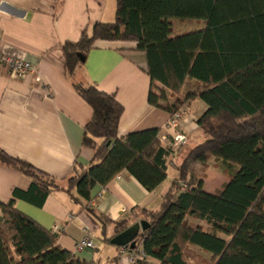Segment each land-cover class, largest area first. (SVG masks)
I'll use <instances>...</instances> for the list:
<instances>
[{"label": "trees", "instance_id": "trees-1", "mask_svg": "<svg viewBox=\"0 0 264 264\" xmlns=\"http://www.w3.org/2000/svg\"><path fill=\"white\" fill-rule=\"evenodd\" d=\"M173 20L203 21L206 27L175 35ZM97 41L132 43L145 53L147 101L170 116L182 102L169 105L165 90L175 95L186 81L195 82L185 99L199 97L207 105L197 121L205 141L180 164L172 160L171 147L162 145L158 129L118 137L123 108L115 96L77 81ZM63 53L67 77L92 110L82 146L93 158L87 166L74 164L63 185L0 150V164L30 180L26 191L16 188L0 203V264H93L62 249L56 233L18 211L16 200L41 208L50 194L74 191L71 198L101 223L102 239L109 243L133 222L96 214L90 209L92 189L126 171L151 192L166 179L168 167L177 179L160 208L138 211L149 227L128 252L141 247L146 260L139 264H149V258L159 264H205L191 247L211 256L207 264H264V0H115L114 21L93 23L78 41L66 42ZM211 159L229 179L215 193L203 189ZM108 225L114 227L109 237Z\"/></svg>", "mask_w": 264, "mask_h": 264}, {"label": "crops", "instance_id": "crops-1", "mask_svg": "<svg viewBox=\"0 0 264 264\" xmlns=\"http://www.w3.org/2000/svg\"><path fill=\"white\" fill-rule=\"evenodd\" d=\"M114 16L115 0H0L1 52L24 60L35 69L32 74L15 78L0 65V150L60 182L71 176L74 164L87 166L91 162L93 151L82 146V139L92 110L66 75L63 46L78 41L95 22H113ZM205 27L203 21H172L175 35ZM76 78L115 96L123 108L118 137L158 129L165 137L162 145L171 147V158L176 164L205 141L197 121L207 105L199 97L185 99L195 82L186 81L175 95L165 90L169 105L175 100L182 102L178 109L181 119L176 127H170V114L147 101L151 82L146 56L136 51L132 43L97 41ZM209 169L210 166L203 189L215 193L229 179L223 172H208ZM176 179L177 171L168 167L166 179L148 192L123 171L104 188L92 189L90 209L111 222L130 218L134 224L142 220L138 211L154 212L160 208L163 196ZM29 186L27 177L0 164V203L8 202L14 189L26 191ZM71 197H75L74 191L54 192L41 208L22 200L15 201V208L56 233L57 244L83 262L130 264L120 248L103 241L101 223L84 210L83 202L76 204ZM113 231L111 225L105 228L107 237ZM84 236L93 241L95 248L77 252L75 244ZM191 249L204 259H211L197 247ZM148 263L159 264L151 258Z\"/></svg>", "mask_w": 264, "mask_h": 264}, {"label": "built area", "instance_id": "built-area-1", "mask_svg": "<svg viewBox=\"0 0 264 264\" xmlns=\"http://www.w3.org/2000/svg\"><path fill=\"white\" fill-rule=\"evenodd\" d=\"M0 45H1V36H0ZM0 65L4 66L7 71L11 74V76L15 78H23L27 74H32L35 72L34 67L21 59L17 58H11L6 55H4L0 50ZM181 119V114L178 112L172 116H170V120L168 122V125L170 127H176L178 122ZM161 142L165 141V137L162 136L160 138ZM181 189H185V185L181 186ZM103 189L99 193L98 196L102 195ZM95 246L93 244V241L88 237L84 236L82 239L78 240L75 244V250L77 252H81L85 249H94ZM121 252L126 254L128 256V261L130 264H139L143 263L146 260V256L143 254L141 247L136 248V250L132 253L128 252V248H120Z\"/></svg>", "mask_w": 264, "mask_h": 264}, {"label": "water", "instance_id": "water-1", "mask_svg": "<svg viewBox=\"0 0 264 264\" xmlns=\"http://www.w3.org/2000/svg\"><path fill=\"white\" fill-rule=\"evenodd\" d=\"M148 227L149 224L146 221L140 220L112 237L109 241V244L118 248H128L129 250H133L135 247L136 238L140 236V234Z\"/></svg>", "mask_w": 264, "mask_h": 264}, {"label": "rangeland", "instance_id": "rangeland-1", "mask_svg": "<svg viewBox=\"0 0 264 264\" xmlns=\"http://www.w3.org/2000/svg\"><path fill=\"white\" fill-rule=\"evenodd\" d=\"M186 24V23H185ZM184 26H187V25H184ZM184 157V156H183ZM211 165H210V169H209V171L208 172H211L212 170H214V171H219L218 169H217V163H215V162H211L210 163ZM219 165V164H218ZM172 169H173V167H171ZM224 177L226 178V176L224 175ZM63 185H65L66 183L65 182H63L62 183ZM201 260V259H200ZM208 259L207 258H205V264H207V261Z\"/></svg>", "mask_w": 264, "mask_h": 264}]
</instances>
